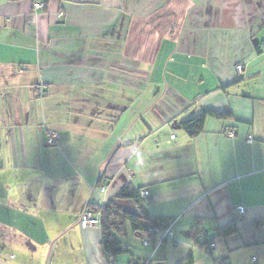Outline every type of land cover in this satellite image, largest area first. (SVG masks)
I'll return each instance as SVG.
<instances>
[{"label":"crops","instance_id":"obj_1","mask_svg":"<svg viewBox=\"0 0 264 264\" xmlns=\"http://www.w3.org/2000/svg\"><path fill=\"white\" fill-rule=\"evenodd\" d=\"M41 1L0 0V264H264V0ZM127 185L173 240L108 256L80 217Z\"/></svg>","mask_w":264,"mask_h":264},{"label":"trees","instance_id":"obj_2","mask_svg":"<svg viewBox=\"0 0 264 264\" xmlns=\"http://www.w3.org/2000/svg\"><path fill=\"white\" fill-rule=\"evenodd\" d=\"M213 116L218 119H227L231 116L230 110L215 111L204 110L200 114L181 122V126L191 136L195 137L203 129L206 118ZM143 189L131 185L125 186L120 192L102 205L88 204L86 208L100 213V227L102 230V247L104 253L110 252L117 255L124 251L123 242L116 232L124 231V224L129 221L132 230L138 233H148L149 241L155 242L158 233L154 228L165 229L170 221L150 214L147 209V202L150 197L141 196ZM238 230L237 225L232 224L218 229L223 235H231ZM166 240V239H163Z\"/></svg>","mask_w":264,"mask_h":264},{"label":"built area","instance_id":"obj_3","mask_svg":"<svg viewBox=\"0 0 264 264\" xmlns=\"http://www.w3.org/2000/svg\"><path fill=\"white\" fill-rule=\"evenodd\" d=\"M43 7H44V3L41 0H34V8L41 9ZM60 15H63V12H61ZM243 69H244V67L241 64L236 66V71L239 74H241L243 72ZM41 88H42V86L40 87V89ZM230 135H233V134L230 133ZM57 138H58V132L57 131H51L47 135V142L49 144H55L57 142ZM249 140H251V138H249ZM102 190H104L103 186H102ZM141 196L144 198L150 197L149 191L147 189H143L141 191ZM148 201H150V200H148ZM236 209L241 214L245 213V207L244 206H237ZM100 222H101L100 213H96V212L92 211L91 209L86 208L81 214L79 223H80L81 227L89 228V227H99ZM172 225H173V223L170 222L169 225L165 229L154 228V230L158 233V235L162 239L173 240ZM144 243L150 244L151 242L149 240H145ZM107 255L110 256L111 253L107 252Z\"/></svg>","mask_w":264,"mask_h":264},{"label":"water","instance_id":"obj_4","mask_svg":"<svg viewBox=\"0 0 264 264\" xmlns=\"http://www.w3.org/2000/svg\"><path fill=\"white\" fill-rule=\"evenodd\" d=\"M154 264H165L164 262H155Z\"/></svg>","mask_w":264,"mask_h":264}]
</instances>
